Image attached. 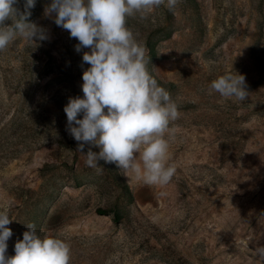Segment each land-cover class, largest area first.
Segmentation results:
<instances>
[{
	"label": "rangeland",
	"instance_id": "rangeland-1",
	"mask_svg": "<svg viewBox=\"0 0 264 264\" xmlns=\"http://www.w3.org/2000/svg\"><path fill=\"white\" fill-rule=\"evenodd\" d=\"M50 2L35 0L29 17L49 39L36 46L18 38L0 52L7 255L34 223L38 235L70 244V264H264L256 254L264 247V0H180L173 11L128 19L149 72L181 113L171 125L176 175L161 188L120 171L130 198L104 161L86 165L66 131L63 108L83 95L88 49L77 53L78 41L44 16ZM234 71L250 92L243 103L208 91Z\"/></svg>",
	"mask_w": 264,
	"mask_h": 264
},
{
	"label": "clouds",
	"instance_id": "clouds-1",
	"mask_svg": "<svg viewBox=\"0 0 264 264\" xmlns=\"http://www.w3.org/2000/svg\"><path fill=\"white\" fill-rule=\"evenodd\" d=\"M180 0H51L44 16L66 30L82 49L81 96L69 97L63 111L66 131L77 141L86 165L115 164L146 186L165 187L176 175L170 163L171 125L180 118L178 104L148 70L146 47L128 27V19H147L157 8L173 11ZM0 0V52L18 38L35 44L49 39L47 30L31 22L35 0ZM10 21V23H6ZM240 54V53H239ZM238 54V55H239ZM210 93L243 103L249 97L245 76L225 73L212 80ZM88 147L85 153V147ZM97 148L99 151H93ZM102 170V169H101ZM7 210L0 209V264H70V244L56 236H40L34 223L26 224L23 238L7 255L12 230ZM256 254L264 261V247Z\"/></svg>",
	"mask_w": 264,
	"mask_h": 264
},
{
	"label": "trees",
	"instance_id": "trees-1",
	"mask_svg": "<svg viewBox=\"0 0 264 264\" xmlns=\"http://www.w3.org/2000/svg\"><path fill=\"white\" fill-rule=\"evenodd\" d=\"M105 163V162H104ZM106 175L112 179L113 182L118 185L124 195V197L130 198L132 196V191L126 182L125 178L116 167L115 164L105 163Z\"/></svg>",
	"mask_w": 264,
	"mask_h": 264
}]
</instances>
